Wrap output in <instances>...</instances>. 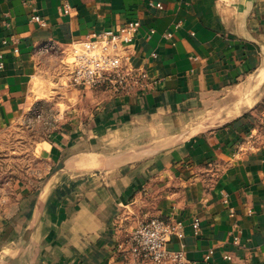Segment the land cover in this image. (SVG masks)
<instances>
[{
  "label": "crops",
  "instance_id": "1",
  "mask_svg": "<svg viewBox=\"0 0 264 264\" xmlns=\"http://www.w3.org/2000/svg\"><path fill=\"white\" fill-rule=\"evenodd\" d=\"M133 20L126 51L155 80L141 92L72 87L61 55L34 50ZM0 56V133L44 98L67 104L40 143L51 171L0 215V264H148L128 237L149 217L182 223L167 248L194 264H264V144L247 115L264 95V0H0ZM215 106L221 124L177 140L173 117Z\"/></svg>",
  "mask_w": 264,
  "mask_h": 264
},
{
  "label": "built area",
  "instance_id": "2",
  "mask_svg": "<svg viewBox=\"0 0 264 264\" xmlns=\"http://www.w3.org/2000/svg\"><path fill=\"white\" fill-rule=\"evenodd\" d=\"M155 6L162 8L160 3ZM70 10L71 6L65 3L63 13L68 14ZM31 19L38 25L45 26V21L40 16L33 15ZM139 26L140 22L137 20L128 21L116 30L102 31L73 42L66 49L59 48L53 41H47L37 45L34 50L39 55H61V62L68 73V83L72 87L102 89L119 94L141 92L150 88L155 80L144 68L133 65L126 51ZM165 36L171 37V34L167 33ZM155 56V53L151 54V57ZM2 67L0 56V69ZM182 227L179 221L149 217L129 234L128 252L148 264H194L182 249L167 248L173 237H183ZM191 227L194 233H198L199 221L194 219ZM238 242L239 237L235 235L233 243ZM211 253L212 250H209L204 258L209 259ZM223 257L228 260L231 258L228 254Z\"/></svg>",
  "mask_w": 264,
  "mask_h": 264
},
{
  "label": "rangeland",
  "instance_id": "3",
  "mask_svg": "<svg viewBox=\"0 0 264 264\" xmlns=\"http://www.w3.org/2000/svg\"><path fill=\"white\" fill-rule=\"evenodd\" d=\"M58 68L67 82L68 73L61 58ZM60 85H64V80ZM66 106L67 104L59 101L57 97L44 98L29 106L0 133V215L15 205L23 186L36 185L51 171L40 152V143L58 129L60 121L65 120ZM224 109V106H215L194 114L173 117V131L177 140L183 141L195 133L221 124L226 118L221 117ZM247 115L253 118L249 140L254 145L264 144V95Z\"/></svg>",
  "mask_w": 264,
  "mask_h": 264
},
{
  "label": "trees",
  "instance_id": "4",
  "mask_svg": "<svg viewBox=\"0 0 264 264\" xmlns=\"http://www.w3.org/2000/svg\"><path fill=\"white\" fill-rule=\"evenodd\" d=\"M245 115H246V114H245ZM245 115H244V116H245Z\"/></svg>",
  "mask_w": 264,
  "mask_h": 264
}]
</instances>
